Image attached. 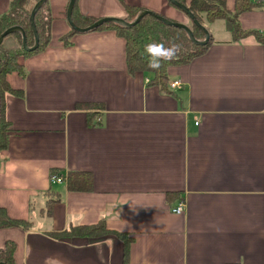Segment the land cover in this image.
Instances as JSON below:
<instances>
[{
    "label": "crops",
    "instance_id": "0c3cea01",
    "mask_svg": "<svg viewBox=\"0 0 264 264\" xmlns=\"http://www.w3.org/2000/svg\"><path fill=\"white\" fill-rule=\"evenodd\" d=\"M11 1L0 0V19ZM224 1L234 13L235 0ZM69 2L49 0L48 47L7 76L20 94L5 99L0 208L32 228L0 230V249L14 243L17 264H124L116 235L57 237L104 222L132 240L130 264H264V42L234 43L231 25L218 37L222 21L203 25L214 44L169 68L182 87L163 92L149 85L152 75L128 73L126 41L114 31L65 44ZM258 2L238 22L264 37ZM125 7L188 26L168 0H78L80 14L98 20H126ZM54 171L92 175L91 191L53 185ZM49 193L58 199L51 214Z\"/></svg>",
    "mask_w": 264,
    "mask_h": 264
},
{
    "label": "trees",
    "instance_id": "16d2710c",
    "mask_svg": "<svg viewBox=\"0 0 264 264\" xmlns=\"http://www.w3.org/2000/svg\"><path fill=\"white\" fill-rule=\"evenodd\" d=\"M39 1L40 0H12L8 13L0 19V37L8 29L19 27L26 35L28 47L33 48L35 45V35L30 17L34 6ZM173 1L187 7L201 25L206 24L210 26L219 21H226L229 23L232 28L231 41L234 43L248 37H253L260 43L264 42V37L259 32L244 31L238 22L241 14L261 8V3H259L258 0H235L234 13H231L227 9L224 0H191L190 2H188V0ZM169 4L180 11L170 2ZM125 9L128 14L126 21L129 23H132L140 13L144 12L143 9H137L134 7H125ZM158 17L163 16L157 14L146 16L139 24L132 28H124L117 24L108 23L101 26L97 31H114L117 36L126 41L127 70L130 75H135L137 73L152 75V80L149 85L159 87L163 92H168L170 84L168 76L169 68L190 64L195 59L206 54L214 44L215 40L211 36V39L206 46L196 45L190 40L186 32L164 25ZM72 19L74 25L80 29L88 28L98 21V19L80 14L78 10V0L74 7ZM52 20L51 8L49 0H47L37 12L34 20L39 36V47L35 52H28L24 49L23 38L20 33H13L6 36L0 46V152L5 151L8 148L10 141L9 123L6 119V95L20 94L11 88L7 82V76L13 72H23V61L42 53L48 47L51 40ZM167 20L176 23L173 20ZM191 30L196 40L204 41L206 39V34L200 28L193 25V23ZM74 34H76V32L72 30L69 35L63 38L64 43L68 45L69 39ZM153 42L164 43L166 46L171 42L180 45V51L176 58L164 62L158 71L148 67L149 57L145 52V45ZM88 107L90 109H97L99 106L91 104ZM88 118L91 119L92 115H88ZM90 125H92V120H89V126ZM52 175L56 176L58 175V172L54 171ZM66 180L67 187L72 192H89L92 189V175L90 174L69 173ZM46 198V212L51 214L58 199L54 193H49ZM10 228H18L23 231H28L32 228V225L28 221L11 219L7 211L0 208V230ZM108 235H116L123 241L124 264H130L129 248L132 240L125 234L109 231L104 222L89 227H72L68 231L57 235V237L99 239ZM15 252L16 245L12 242L6 243L5 247L0 249V264H17L15 261Z\"/></svg>",
    "mask_w": 264,
    "mask_h": 264
},
{
    "label": "water",
    "instance_id": "95a60500",
    "mask_svg": "<svg viewBox=\"0 0 264 264\" xmlns=\"http://www.w3.org/2000/svg\"><path fill=\"white\" fill-rule=\"evenodd\" d=\"M47 0H40L33 8L32 13H31V25H32V29L35 35V45L33 48H29L27 45V38L26 35L24 33V31L19 28V27H13L11 29H8L7 31H5L2 36L0 37V46L3 43V39L13 33H20L22 35L23 38V47L26 51L28 52H35L38 47H39V36L35 27V16L37 14V12L39 11V9L46 3ZM77 0H70L69 2V6H68V10H67V21L69 26L71 27V29L73 31H75L76 33H80V34H86L89 32H94L97 31L101 26H103L104 24H108V23H112V24H117L119 26H122L124 28H132L134 26H136L137 24H139L143 18H145L146 16H153L154 14L152 12L149 11H144L142 13H140L138 15V17L132 22L129 23L126 20L123 19H114V18H105V19H100L98 20L94 25L85 28V29H80L78 27H76L73 23V19H72V15H73V11H74V7L76 4ZM173 6H175L176 8H178L183 14H185L190 21L193 23V25L197 26L198 28H200L205 34H206V39L204 41H198L194 38L193 32L191 30V28H189L188 26L181 24V23H173L170 22L169 20L163 18V17H158L159 20L166 26L169 27H173V28H177L180 29L184 32L187 33V35L189 36L190 40L195 43L196 45L199 46H206L210 39H211V34L210 32L206 29L205 26L201 25L197 19L195 18V16L190 12V10L187 7H184L182 5H180L179 3L173 1V0H168Z\"/></svg>",
    "mask_w": 264,
    "mask_h": 264
},
{
    "label": "clouds",
    "instance_id": "9594fccd",
    "mask_svg": "<svg viewBox=\"0 0 264 264\" xmlns=\"http://www.w3.org/2000/svg\"><path fill=\"white\" fill-rule=\"evenodd\" d=\"M180 51V45L171 42L168 46L164 43H150L145 45V52L147 53L148 67L158 71L164 62H168L176 58Z\"/></svg>",
    "mask_w": 264,
    "mask_h": 264
},
{
    "label": "built area",
    "instance_id": "2783aa9c",
    "mask_svg": "<svg viewBox=\"0 0 264 264\" xmlns=\"http://www.w3.org/2000/svg\"><path fill=\"white\" fill-rule=\"evenodd\" d=\"M181 87H182V83L180 81L172 82L169 85V88L171 90L180 89ZM51 183L53 185H56V184L57 185H61V184L66 183V178H64L63 176L61 177V176H57V175L56 176H52L51 177ZM185 208H186V206H185L184 203L179 204L178 207L172 209V213L175 214V215H181V214L184 213Z\"/></svg>",
    "mask_w": 264,
    "mask_h": 264
},
{
    "label": "rangeland",
    "instance_id": "374dc122",
    "mask_svg": "<svg viewBox=\"0 0 264 264\" xmlns=\"http://www.w3.org/2000/svg\"><path fill=\"white\" fill-rule=\"evenodd\" d=\"M187 25L189 26V28H191V26H192V23H191V21L188 18H187ZM216 25L217 26H215L213 29L215 31V37H218L219 29H222L221 28L222 26H226L228 28L230 24L227 23L226 21H222L221 23L216 24ZM205 26H206V24H205ZM207 30H208V28H207Z\"/></svg>",
    "mask_w": 264,
    "mask_h": 264
}]
</instances>
